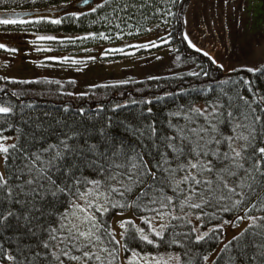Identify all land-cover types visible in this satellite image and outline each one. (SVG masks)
Returning <instances> with one entry per match:
<instances>
[{"label": "snow or ice", "instance_id": "snow-or-ice-1", "mask_svg": "<svg viewBox=\"0 0 264 264\" xmlns=\"http://www.w3.org/2000/svg\"><path fill=\"white\" fill-rule=\"evenodd\" d=\"M108 4L103 0L90 12ZM136 7L124 3L119 10ZM28 23L0 18V25ZM0 49L7 46L0 43ZM203 55L225 78L205 90L202 107L190 102L161 120L151 99L133 100L145 107L128 119L117 114L125 105L116 104L103 120L99 111L87 115L80 108L82 119L72 123L58 119L45 126L21 118L22 126L8 125L15 135L0 134V264H197L196 258L202 264H264V91L255 80L228 75L238 70L209 52ZM246 71L264 77V63ZM14 112L0 104V114ZM116 216L119 232L111 224ZM241 225L215 258V249L190 255L192 248L218 246L225 229ZM173 246L179 251H167Z\"/></svg>", "mask_w": 264, "mask_h": 264}, {"label": "rangeland", "instance_id": "rangeland-1", "mask_svg": "<svg viewBox=\"0 0 264 264\" xmlns=\"http://www.w3.org/2000/svg\"><path fill=\"white\" fill-rule=\"evenodd\" d=\"M185 1L184 36L186 33L188 39L202 49L201 52H209L229 69L259 67L264 62V0ZM27 3H33V0ZM173 8L171 0H165L164 8L160 9L163 19L160 26H156V22L146 26L142 16L138 17L142 22L137 19L132 24L123 25L121 15H114L116 27L106 33L109 39L97 36L94 31L74 29L73 32L71 28L46 24L60 14L45 15L46 19L42 20L39 15L33 16L38 20H27L31 23L25 25H3L0 28V43L17 51L13 53L0 49V75L16 80L40 77L72 80L78 91H84L112 78H142L187 69L194 63L181 65L179 53L174 52V46L168 43L166 36L167 26L175 18L166 14L171 11L176 15L178 8L175 11ZM20 17L15 18L22 19ZM62 19L68 21L61 16ZM165 20L167 23H164ZM151 42H155L156 46L153 47ZM143 44L149 46L138 47ZM113 49L123 51H110ZM126 218H132V213H127ZM119 219V216L112 219V226L117 232L120 231ZM195 226L200 228L197 220ZM243 227L224 230L223 243L214 248L213 258L223 244Z\"/></svg>", "mask_w": 264, "mask_h": 264}, {"label": "trees", "instance_id": "trees-1", "mask_svg": "<svg viewBox=\"0 0 264 264\" xmlns=\"http://www.w3.org/2000/svg\"><path fill=\"white\" fill-rule=\"evenodd\" d=\"M27 1L29 0H0V5L4 3L2 5L3 10L0 11L1 15L17 12L18 7L16 6L19 5V2H22V5L24 4V7H27L29 11H38L36 13L53 11L52 1L50 0H35L33 3H27ZM15 8L17 9L13 10ZM175 8H178L175 18L166 31L168 43L174 46L175 53H179L178 57L181 65L194 63L192 67L142 78L135 76L112 78L84 91H78L72 80L61 81L52 77L16 80L0 75V89H2L0 91V104L10 105L15 109L14 114H0V122H2L0 123V134L14 136L15 131L9 128L8 125L22 126L21 118L27 120L30 124L41 122L45 126L49 124L56 126L58 119L72 123L75 120L82 119L77 114V110L80 108L86 109L87 115H93L99 111L100 119L103 120L105 116L113 114L111 109L116 104H122L125 107L118 109L117 114L121 119H128L131 113H137L141 108L145 107L144 105L133 104V100L151 99L153 101V112L161 120L165 119V113L175 111L179 106L190 102L202 107L205 103V90L209 86L217 87L214 80L225 77L222 71L218 72L215 70V65L211 63L209 57H205L203 52L191 47L184 38L183 13L185 12L186 1L180 0V3H177ZM122 12L124 11H120L118 8L113 11V15H121ZM46 24H50L52 27L55 25L52 22H46ZM58 25L66 29L71 28L73 32L76 29L78 30V28L74 30L63 21ZM202 69L208 71L210 76H203ZM236 69L238 70L237 72L229 71L228 75L234 79L242 77L255 80L260 85L261 90L264 91V83H261L264 77H260L259 73H248L246 67ZM193 71L201 72V75L198 77L190 75ZM21 81H28V83H21ZM82 93L87 95L81 96ZM245 95H247V92H245ZM208 96H211L210 92ZM66 108L68 109L67 112H65ZM37 118H39V121H37ZM208 211L212 210L208 209ZM177 215H182L178 209ZM224 218L231 219V214L225 213ZM195 220L193 217L192 222L194 225ZM136 222L141 224L139 220ZM215 224L216 221L206 224L201 228V231L214 227ZM189 227L191 226L180 227L177 228V231L185 232L188 231ZM199 227H201L200 222ZM8 234L11 235V230H9ZM231 239L232 237L229 240ZM5 246L7 247L8 245L6 244ZM216 246L215 243H211L199 249L192 248L190 255L196 251L206 254V252L213 250ZM149 250L153 251L150 247ZM164 251L165 249H161V252ZM167 251H179V248L178 246H173ZM217 254H219V251ZM196 261L197 264H202L198 258H196Z\"/></svg>", "mask_w": 264, "mask_h": 264}, {"label": "flooded vegetation", "instance_id": "flooded-vegetation-1", "mask_svg": "<svg viewBox=\"0 0 264 264\" xmlns=\"http://www.w3.org/2000/svg\"><path fill=\"white\" fill-rule=\"evenodd\" d=\"M52 1V12H43V13H35L33 15L28 16H22L23 20H32L33 16H45V15H57L59 16H53L52 20L60 19L62 16L63 18H68V21L62 19L63 22H65L67 25L71 26L73 29L78 28L79 30H87V31H94L96 32L97 36H101L100 33H103L106 35L107 32L113 31V27H116L115 22H117V19L114 18L113 15V9H118L123 6L124 3H134L137 5L135 8H129L126 11L122 12L120 21L123 23V25L132 24L133 21L140 19L138 17L142 16L143 20L147 26V24H151L152 22H156V26H160V22H162V17L160 16V9L164 8L165 6V0H109V4L106 5L102 9H98L96 13H91L90 8L94 7L98 3H103V0H89L88 4H85L83 0H50ZM177 3H180V0H176V3L173 4V9L175 10ZM140 4H146L145 7H139ZM15 9L13 10H27V7H24V4L22 5V2H19V5H17ZM0 8H2L0 6ZM88 13L86 16H77L72 17L71 13ZM165 12H163L164 14ZM1 15V12H0ZM2 16V15H1ZM0 18H11V17H1ZM107 16L108 19L104 20L103 17ZM130 17V18H129ZM40 19V17H38ZM36 17L35 20H38ZM16 19V18H14ZM44 19H46L44 17ZM114 21V22H113ZM140 22H142V19H140ZM55 24V23H54ZM58 25V24H55ZM3 25H0V28Z\"/></svg>", "mask_w": 264, "mask_h": 264}, {"label": "water", "instance_id": "water-1", "mask_svg": "<svg viewBox=\"0 0 264 264\" xmlns=\"http://www.w3.org/2000/svg\"><path fill=\"white\" fill-rule=\"evenodd\" d=\"M38 11H22V12H14L15 15H10L12 13H7L6 15H2V16H10V17H16V16H28V15H32L34 13H36Z\"/></svg>", "mask_w": 264, "mask_h": 264}]
</instances>
